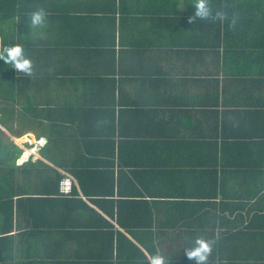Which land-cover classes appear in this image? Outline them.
Here are the masks:
<instances>
[{"label": "crops", "instance_id": "0c3cea01", "mask_svg": "<svg viewBox=\"0 0 264 264\" xmlns=\"http://www.w3.org/2000/svg\"><path fill=\"white\" fill-rule=\"evenodd\" d=\"M195 2L19 0L0 20V48L32 62L0 58V138L18 147L0 264H195L196 237L206 264H264V0H207L216 19Z\"/></svg>", "mask_w": 264, "mask_h": 264}, {"label": "clouds", "instance_id": "9594fccd", "mask_svg": "<svg viewBox=\"0 0 264 264\" xmlns=\"http://www.w3.org/2000/svg\"><path fill=\"white\" fill-rule=\"evenodd\" d=\"M195 17L208 18L212 15V9L207 0H196L194 4ZM220 13H217L219 15ZM46 16L45 9L40 8L31 12L29 16L30 24L33 26L44 23ZM0 58L5 64L10 65L17 71L30 74L32 72V62L24 53L23 46L20 43L6 44L0 48ZM211 245L201 237L193 240L192 247L186 249L187 256L194 258L195 264H206ZM150 264H170L162 254H153L150 258Z\"/></svg>", "mask_w": 264, "mask_h": 264}, {"label": "trees", "instance_id": "16d2710c", "mask_svg": "<svg viewBox=\"0 0 264 264\" xmlns=\"http://www.w3.org/2000/svg\"><path fill=\"white\" fill-rule=\"evenodd\" d=\"M18 3H19V0H0V20L10 19L13 16H15L18 12ZM219 3H221V2L214 3V6L212 7V8H214V10H212V11H214L213 14L215 15V17L213 19L220 17V15H217V13H220V14L223 13L222 12L223 9L221 8V4H219ZM229 4L232 5V1ZM229 9H231V7L227 8V11ZM228 13H229V11H228ZM214 29H215V25H214ZM0 93H1V90H0ZM10 110H11V108L9 105H4L1 108V116H3V117H0V118L2 121V125L5 127L7 125V121L5 119H7V115L10 114ZM0 132H3V131L0 129ZM2 141H3V139L0 138V163H1L0 171L2 173L4 180L6 179L9 183L10 161H11V152H12L11 147H14V146L16 148H18V147L12 142H9L7 144H5V143L2 144ZM21 154H22V152H21ZM20 155H19V157H20ZM16 157H18V156L14 155L12 157L13 160H15ZM60 177H62V176H59V179H60ZM9 186H10V184H9ZM9 186L4 185L2 187V190H3L2 194L4 195V198H3L4 199L3 200L4 206H6V208L4 207V213H3L5 215L4 223H3L4 232L8 231V229L10 230V227L12 226V218H13V214H12L13 213L12 212V208H13V197H12V195L13 194H10V189H11L10 187L11 186L10 187ZM77 194H78V191H77L76 187L74 186L73 192L71 193V195H77ZM85 205L88 206L86 203H85ZM5 248H6V246L4 247V249ZM100 260L101 259H99V261ZM107 263L111 264L110 261H108Z\"/></svg>", "mask_w": 264, "mask_h": 264}, {"label": "built area", "instance_id": "2783aa9c", "mask_svg": "<svg viewBox=\"0 0 264 264\" xmlns=\"http://www.w3.org/2000/svg\"><path fill=\"white\" fill-rule=\"evenodd\" d=\"M46 142H47L46 138H39L37 139V146L42 147L46 144ZM74 184H75L74 178L72 176H66L60 181V186H59L60 193L65 195L71 194L73 192Z\"/></svg>", "mask_w": 264, "mask_h": 264}, {"label": "rangeland", "instance_id": "374dc122", "mask_svg": "<svg viewBox=\"0 0 264 264\" xmlns=\"http://www.w3.org/2000/svg\"><path fill=\"white\" fill-rule=\"evenodd\" d=\"M16 141H18L20 143L25 142L26 141V137H24V139H21V137H20V138L16 139Z\"/></svg>", "mask_w": 264, "mask_h": 264}, {"label": "bare ground", "instance_id": "6f19581e", "mask_svg": "<svg viewBox=\"0 0 264 264\" xmlns=\"http://www.w3.org/2000/svg\"><path fill=\"white\" fill-rule=\"evenodd\" d=\"M24 138V137H23ZM31 152V151H30Z\"/></svg>", "mask_w": 264, "mask_h": 264}]
</instances>
